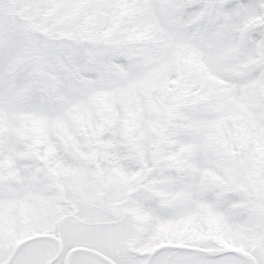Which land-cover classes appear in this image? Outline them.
<instances>
[{
	"label": "snow or ice",
	"instance_id": "6c2138e0",
	"mask_svg": "<svg viewBox=\"0 0 264 264\" xmlns=\"http://www.w3.org/2000/svg\"><path fill=\"white\" fill-rule=\"evenodd\" d=\"M0 264H264V0H0Z\"/></svg>",
	"mask_w": 264,
	"mask_h": 264
}]
</instances>
